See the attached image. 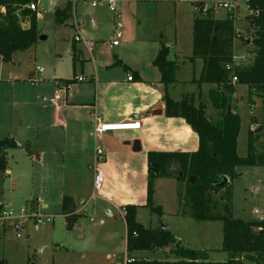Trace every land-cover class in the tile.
<instances>
[{"label": "rangeland", "instance_id": "rangeland-1", "mask_svg": "<svg viewBox=\"0 0 264 264\" xmlns=\"http://www.w3.org/2000/svg\"><path fill=\"white\" fill-rule=\"evenodd\" d=\"M56 1L40 0V7L43 9H40L36 17L37 40L24 50L14 51L8 61L0 60V139L9 137L10 140L25 143L27 140L35 141L37 137L38 143H45L47 131L38 127L37 123H40V118L45 123L48 115L43 119V114L51 113L54 108L49 98L57 87L55 85L52 90L54 87H51V77L55 73L71 79L73 65L79 68L81 64L72 47L76 25L83 39L99 43L107 41L113 29L118 26L122 35L121 45L126 37L135 40L125 49L126 54L131 57L137 54L133 49L138 45L140 35L160 39L162 34L164 39H171V49L178 51L182 60L190 49L192 54V19L196 13L201 12V6L212 2L236 1L237 13L233 14L238 31L235 52H246L250 47L245 41L251 35V30L242 18L247 12L245 0H119L116 4L118 18L113 16L106 3L99 2L91 6L92 0H69L74 6L70 21L72 26L55 20ZM129 1L133 3L132 7ZM214 10L217 17L226 12L223 8ZM91 16L95 20L94 27L90 24ZM81 28L84 35L81 34ZM250 59L248 56L247 61L240 65L249 64ZM36 66L42 67L44 71L30 77ZM182 72L189 75V65H185ZM32 79L36 82L32 83ZM202 90L201 98L205 100L204 87ZM247 90L245 85L236 83L231 103L241 117L237 137V153L241 156L247 154L249 128L254 129L257 123L262 122L261 98H249ZM45 95L48 96L46 100L43 99ZM4 150L6 164L11 172L6 174L0 171V204L17 208L29 206L35 198H43L48 201L46 207L41 204L33 206L37 212L52 214L53 219L52 222L43 224H36L32 219L25 220L23 230H16L7 223L0 225V264H121L126 256L148 260L175 259L172 253L175 244L151 251L137 250L128 253L125 249L123 215L120 210L110 206L108 208L111 209V214H108L104 203H99L97 198L86 203L84 212L70 227L67 226L65 218L60 215V202L53 196L52 190L56 187V190L63 189L62 193L65 195L70 196L72 193L76 205L81 207L80 200L86 201L88 198L85 190L78 187L82 182L88 186L86 178L71 176L68 169L62 170L58 177L52 176V163H47L46 159L40 157L36 160L28 150L9 144ZM235 169L238 176L231 181V215L242 219L264 218V165H239ZM113 181L115 185L122 184L123 188L112 195L116 201L124 203L123 197L129 198L134 192L124 187L126 182L117 178ZM153 188V204L161 205L162 214L142 207L137 212L141 224L147 227L166 226L181 246L204 250L207 259L211 261L228 258L229 254L220 249L222 222L218 219L196 220L190 216V208H182L180 205L183 182L175 178H156ZM46 189L48 192L44 193ZM214 198L218 200V194H214ZM91 204L100 205L93 209ZM182 210L185 214H182ZM254 210H260L261 213H254ZM216 211H220V206ZM16 232L20 236H16ZM242 264L256 263L243 257Z\"/></svg>", "mask_w": 264, "mask_h": 264}, {"label": "trees", "instance_id": "trees-1", "mask_svg": "<svg viewBox=\"0 0 264 264\" xmlns=\"http://www.w3.org/2000/svg\"><path fill=\"white\" fill-rule=\"evenodd\" d=\"M37 0H0V58L8 61L11 54L24 50L38 38L36 12L26 7ZM247 22L251 35L245 41L250 63L234 66L231 71L225 65L232 62L233 43L237 35L235 18L230 12L216 18L213 9L198 12L192 22L191 60L200 59V75L192 79L199 89L198 104L194 95L180 94L173 99L168 85L175 82L176 64L169 59V50L161 42L153 64L161 74L164 85V113L168 117H181L197 134L198 147L194 151H149L147 153V186L145 206L151 212L162 214L161 205L153 204V182L156 178H175L184 183L180 194L182 208H190V216L196 220H220L222 242L220 249L229 256L223 261L207 259L206 251L185 248L167 228L147 227L136 219L137 206L126 204L123 215L125 224V249L128 253L137 250H155L175 244L174 260L142 259L133 257L128 264H242L246 258L256 264H264V218L242 219L231 215V181L238 176L236 166L264 165V0H248ZM72 13V4L54 9L57 22L64 21ZM28 17V27L21 22ZM231 76H236L235 83ZM69 81V80H67ZM245 85L249 98L257 96L263 104L262 122L247 134V154L237 153V137L240 131V114L232 107L235 84ZM205 85L206 99L201 98L200 87ZM228 108L234 112L227 113ZM254 119V118H253ZM10 139H0V171L6 168L4 149ZM263 145V146H262ZM260 146V149L258 147ZM190 176L195 177L192 183ZM226 176L228 182L220 185ZM218 194V200L214 198ZM220 206V211L216 208ZM61 214L67 226L79 216L74 213V202L64 195ZM182 214L184 210H182ZM4 264V263H2Z\"/></svg>", "mask_w": 264, "mask_h": 264}, {"label": "crops", "instance_id": "crops-1", "mask_svg": "<svg viewBox=\"0 0 264 264\" xmlns=\"http://www.w3.org/2000/svg\"><path fill=\"white\" fill-rule=\"evenodd\" d=\"M37 1L40 5V0ZM66 1L69 0H57L55 8H61ZM129 3L132 7L133 3L131 1ZM73 8L74 6L72 11ZM226 13L217 17L214 12V16L223 18ZM71 18L72 13L61 22L67 26H72L70 23ZM25 19L28 21V17ZM90 24L93 27L95 26L93 16L90 17ZM234 28L237 33L235 21ZM81 34L84 35L82 28ZM109 39L99 43L97 41L92 42V39H83V36L80 41H75L73 36V51L74 54L77 52L75 56L80 59L81 64L79 68L75 64L73 65L71 76L81 74L87 79L81 82L72 81L69 84L65 99L53 103L54 108L51 113L43 114V119L48 115L46 122H41V118L38 119L40 123H37V126L47 131V140L42 144L45 146L38 143L36 137L35 141L30 142L27 140L25 143L14 140L15 143L12 147L24 148L28 150L34 159L38 160L41 157L44 160L46 159L47 163H52V176L58 177L61 175L62 170L68 169V171H71V176L80 175L86 178L88 186L82 182L81 186L78 187V189L85 190L86 198H88L86 203L93 202V199L97 198L100 201L99 203H104L103 206L108 214H111L109 206L119 211L126 204H135L138 212V209L146 207L147 153L149 151L189 152L196 150L198 147L197 134L183 118L165 115L164 85L161 82L160 71L153 64V60L161 42H163L169 50V59L173 60L177 66L175 82L169 84L167 88L169 95L173 99H178L180 94H193L195 104H198L199 101V89L192 82V79L200 75L202 61L200 59H190L191 49L180 60L181 57L178 51L171 49V39H164L162 34L160 39L140 35L139 41H137L138 45L136 44L133 49L137 53L134 57L128 56L125 49L131 41L135 40L126 37L124 44L121 45L119 41V44L111 46ZM236 40L235 37L233 51L236 48ZM89 42L93 43L92 47L89 46ZM78 43L79 45H76ZM0 60L4 62L1 58ZM185 65H189L191 71L189 75L188 73L186 75L182 74ZM43 71L42 69L37 74L40 75ZM34 72L30 73V76H33ZM129 75L132 76L131 80L127 78ZM51 78V87H54L52 90L55 89V85L57 87L58 81L69 80V78H64L55 73ZM203 87L206 88L205 85H202L201 90ZM43 99H48V96L45 95ZM95 118L103 122L138 119L141 121V126L135 130L108 131L94 137L92 130L96 122ZM16 143L17 145H15ZM97 144L103 148L105 154L104 159L96 165L102 173L103 183L101 189L96 191L95 195L90 198L93 191V168L95 166L94 147ZM46 168L48 169V167ZM10 172L11 170L6 164L4 173L10 174ZM48 172L47 176H49ZM116 178L126 182L124 187L130 188L134 192L129 198L128 196L123 197L124 203L116 201L117 199L112 195L123 188V186L121 187L122 184H114L113 180ZM45 191L47 189L44 190V193ZM62 192L63 189L56 190V187L52 190L53 196L60 202V215L64 217L61 214V200L65 194ZM71 194L69 197L74 202V211L80 216L87 206L85 204L78 207L75 197H72ZM40 200L42 201L41 206L46 207L48 201L43 198H40ZM99 205L91 204L93 209ZM137 212L136 219L140 222Z\"/></svg>", "mask_w": 264, "mask_h": 264}, {"label": "built area", "instance_id": "built-area-1", "mask_svg": "<svg viewBox=\"0 0 264 264\" xmlns=\"http://www.w3.org/2000/svg\"><path fill=\"white\" fill-rule=\"evenodd\" d=\"M118 0H93L91 2V5L94 6L98 2H104L106 3L108 9L113 12L114 17H119V13L116 12V4ZM248 0H245L247 2ZM237 2L236 1H228V2H212V3H206L203 6H201V12L206 11L207 9H216V8H223L226 10V12H230L232 15L234 12L237 13ZM30 10L36 12V17H38L40 9H43L40 7L38 1H32L29 4L26 5ZM195 10V9H194ZM29 20L26 21L24 19L21 22V26L28 27ZM76 33L74 34V40L80 41L81 36L78 29V26L76 25ZM121 32L116 26L113 29V32L110 36L109 42L111 46L119 44L120 38H121ZM90 47L93 46L92 42L88 43ZM248 56L250 55L247 52H239L236 53L235 50L233 51L232 55V62L225 65V69L227 71H231L234 66H239L241 63H245L247 61ZM42 71L41 67H36L34 75L37 73H40ZM33 77V76H30ZM129 80L132 79V76L129 75L127 77ZM87 78L83 75H75L69 81H85ZM237 80L236 76H231V82L235 83ZM69 81H59L57 84V89L54 93V95L49 99L52 103H57L60 101H63L65 99L68 87H69ZM36 82L35 79H32V83ZM96 122L94 124L92 135L94 137L100 136L101 134L108 132V131H117V130H135L139 129L141 126V121L138 119L133 120H126V121H120V122H103L100 121L98 118H95ZM94 157H95V166L93 168L94 175H93V191L90 195V198H92L96 191L101 189L102 183H103V176L101 171L97 168V164L101 162L104 157V150L100 145H95L94 147ZM87 201L81 200L79 204L81 206H84ZM41 200L40 198H35V200H31L29 206H20V207H13L11 205H3L0 204V225L4 224H10V226H13L16 228V230H23L24 227V221L28 219H32L34 223L36 224H43V223H49L52 222L53 215L50 213H41L37 212L34 208L33 204H40ZM120 213L124 215L125 208L124 206L120 208ZM254 213H261L260 210H254ZM16 236H20L19 232H16ZM133 260V257L126 256L122 261L121 264H128Z\"/></svg>", "mask_w": 264, "mask_h": 264}, {"label": "water", "instance_id": "water-1", "mask_svg": "<svg viewBox=\"0 0 264 264\" xmlns=\"http://www.w3.org/2000/svg\"><path fill=\"white\" fill-rule=\"evenodd\" d=\"M40 38H43V37H40ZM234 111L231 109V108H228V111H227V113H233ZM11 142L9 143V146H13V143H15L14 142V140H10ZM127 143H129V142H127ZM15 145H17V143L15 144ZM189 180H190V182H194L195 181V177L194 176H190L189 177ZM228 182V178L226 177V176H224L223 178H222V180H221V182H220V185H223V184H225V183H227ZM162 228H165V226H161Z\"/></svg>", "mask_w": 264, "mask_h": 264}]
</instances>
